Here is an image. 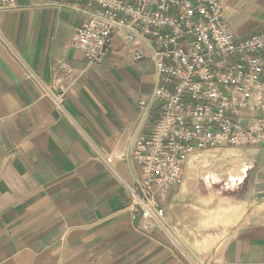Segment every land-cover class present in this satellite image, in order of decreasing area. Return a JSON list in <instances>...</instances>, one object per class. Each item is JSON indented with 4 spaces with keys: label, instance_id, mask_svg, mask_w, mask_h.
Segmentation results:
<instances>
[{
    "label": "crops",
    "instance_id": "1",
    "mask_svg": "<svg viewBox=\"0 0 264 264\" xmlns=\"http://www.w3.org/2000/svg\"><path fill=\"white\" fill-rule=\"evenodd\" d=\"M221 1L236 39L264 33V0ZM91 15L50 0L0 8V264L264 263V198L236 200L193 160L159 194L168 230L129 208L133 142L159 111L157 66L124 29L89 66L71 43Z\"/></svg>",
    "mask_w": 264,
    "mask_h": 264
},
{
    "label": "built area",
    "instance_id": "2",
    "mask_svg": "<svg viewBox=\"0 0 264 264\" xmlns=\"http://www.w3.org/2000/svg\"><path fill=\"white\" fill-rule=\"evenodd\" d=\"M50 1L91 12L71 43L89 66L105 61L119 29L151 48L159 111L151 132L139 134L132 146L138 176L128 192L134 213L164 225L159 194L183 184L195 153L264 146V33L236 39L221 0ZM18 2L0 0V8ZM61 98L56 96L58 104Z\"/></svg>",
    "mask_w": 264,
    "mask_h": 264
},
{
    "label": "rangeland",
    "instance_id": "3",
    "mask_svg": "<svg viewBox=\"0 0 264 264\" xmlns=\"http://www.w3.org/2000/svg\"><path fill=\"white\" fill-rule=\"evenodd\" d=\"M259 148L224 147L197 152L190 160H193L194 167L202 172L201 177L210 183H217L218 187H228L229 190L225 193L233 195L236 200H243L246 197L260 200L264 198V165L262 154L257 151ZM167 232L174 238L175 245L182 249L181 243L170 231ZM189 258L195 262L191 255Z\"/></svg>",
    "mask_w": 264,
    "mask_h": 264
},
{
    "label": "water",
    "instance_id": "4",
    "mask_svg": "<svg viewBox=\"0 0 264 264\" xmlns=\"http://www.w3.org/2000/svg\"><path fill=\"white\" fill-rule=\"evenodd\" d=\"M132 145V143H131ZM131 145H130V150H131ZM130 152V151H129ZM129 155V153H128ZM176 237L178 238V240L180 241V243L189 251V253L196 259L198 260V258L194 255V253H192V251L189 250V248L179 239V237L176 235ZM199 261V260H198Z\"/></svg>",
    "mask_w": 264,
    "mask_h": 264
},
{
    "label": "bare ground",
    "instance_id": "5",
    "mask_svg": "<svg viewBox=\"0 0 264 264\" xmlns=\"http://www.w3.org/2000/svg\"><path fill=\"white\" fill-rule=\"evenodd\" d=\"M162 227H164V225H161Z\"/></svg>",
    "mask_w": 264,
    "mask_h": 264
}]
</instances>
